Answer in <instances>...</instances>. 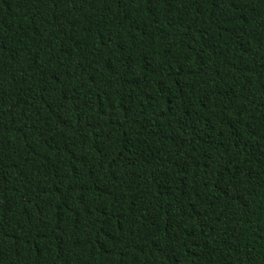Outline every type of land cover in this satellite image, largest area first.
Returning a JSON list of instances; mask_svg holds the SVG:
<instances>
[{
	"label": "trees",
	"instance_id": "1",
	"mask_svg": "<svg viewBox=\"0 0 264 264\" xmlns=\"http://www.w3.org/2000/svg\"><path fill=\"white\" fill-rule=\"evenodd\" d=\"M0 264H264V0H0Z\"/></svg>",
	"mask_w": 264,
	"mask_h": 264
}]
</instances>
